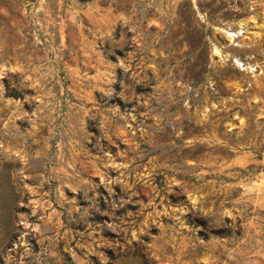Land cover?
I'll list each match as a JSON object with an SVG mask.
<instances>
[{"label": "rangeland", "instance_id": "1", "mask_svg": "<svg viewBox=\"0 0 264 264\" xmlns=\"http://www.w3.org/2000/svg\"><path fill=\"white\" fill-rule=\"evenodd\" d=\"M0 264H264V0H0Z\"/></svg>", "mask_w": 264, "mask_h": 264}, {"label": "bare ground", "instance_id": "2", "mask_svg": "<svg viewBox=\"0 0 264 264\" xmlns=\"http://www.w3.org/2000/svg\"><path fill=\"white\" fill-rule=\"evenodd\" d=\"M230 33V32H229ZM233 35V34H232Z\"/></svg>", "mask_w": 264, "mask_h": 264}]
</instances>
